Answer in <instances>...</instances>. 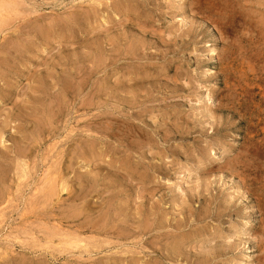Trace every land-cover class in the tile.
Segmentation results:
<instances>
[{"label":"rangeland","instance_id":"obj_1","mask_svg":"<svg viewBox=\"0 0 264 264\" xmlns=\"http://www.w3.org/2000/svg\"><path fill=\"white\" fill-rule=\"evenodd\" d=\"M2 2L0 264H264V0Z\"/></svg>","mask_w":264,"mask_h":264},{"label":"bare ground","instance_id":"obj_2","mask_svg":"<svg viewBox=\"0 0 264 264\" xmlns=\"http://www.w3.org/2000/svg\"><path fill=\"white\" fill-rule=\"evenodd\" d=\"M3 2H2V0H1V2H0V8L2 7L3 8ZM5 6V5H4ZM244 7V6H243ZM24 8V7H23ZM31 8H33V7H31ZM25 9V8H24ZM5 11V10H4ZM80 11V10H79ZM15 14H17V13H15ZM14 14V15H15ZM9 15V14H8ZM34 16V15H33ZM264 16V15H263ZM7 19V18H6ZM32 19V18H31ZM4 21V20H3ZM33 22V21H32ZM35 22V21H34ZM37 22V21H36ZM35 22V23H36ZM1 26V25H0ZM263 34V33H262ZM113 45V44H112ZM114 48V47H113ZM119 49V48H118ZM117 50V49H116ZM108 53V52H107ZM230 56V55H229ZM226 61V60H225ZM236 62V61H235ZM244 62H246V61H244ZM250 64V63H249ZM251 65V64H250ZM237 69V68H236ZM249 70V69H248ZM253 70V69H252ZM251 70V71H252ZM250 71V72H251ZM78 72V71H77ZM241 75V74H240ZM247 75V74H246ZM255 76V75H254ZM246 77V76H245ZM246 81V80H245ZM247 82V81H246ZM245 82V83H246ZM257 83V82H256ZM103 85V84H102ZM250 85V84H249ZM258 86V85H257ZM252 87H253V85H252ZM248 92V91H247ZM260 95V94H259ZM51 99V98H50ZM259 102V101H258ZM56 104H57V102H56ZM49 105V104H48ZM47 106V105H46ZM264 106V105H263ZM258 107V106H257ZM264 108V107H263ZM259 109V108H258ZM259 110H261V109H259ZM264 110V109H263ZM263 114V113H262ZM260 117V116H259ZM259 119V118H258ZM262 119H263V117H262ZM264 128V127H263ZM263 128H262V130H263ZM18 154H20V153H18ZM86 162V161H85ZM3 169V168H2ZM2 173V172H1ZM66 180V179H65ZM63 184H65V182L63 183ZM64 186V185H63ZM66 188V187H65ZM4 189V188H3ZM56 189V188H55ZM64 189V188H63ZM64 191V190H63ZM114 205V204H113ZM111 212H113V211H111ZM101 214V213H100ZM113 217V216H112ZM79 222V221H78ZM124 224V223H123ZM112 226H113V224H112ZM91 230V229H90ZM139 231V230H138ZM263 233V232H262ZM261 234V233H260ZM262 235V234H261ZM74 237V236H73ZM75 238H76V236H75ZM71 239H73V238H71ZM80 239V238H79ZM82 240V239H81ZM72 241H74V240H72ZM78 241V240H77ZM65 242V241H64ZM79 242V241H78ZM81 242V241H80ZM82 243V242H81ZM89 243V242H88ZM73 244V243H72ZM78 244V243H77ZM77 244H75V245H77ZM262 244H263V242H262ZM74 245V244H73ZM72 246V245H71ZM83 246V245H82ZM264 246V245H263ZM75 247V246H74ZM78 247H79V245H78ZM260 247H262V246H260ZM259 247V248H260ZM263 249V248H262Z\"/></svg>","mask_w":264,"mask_h":264}]
</instances>
